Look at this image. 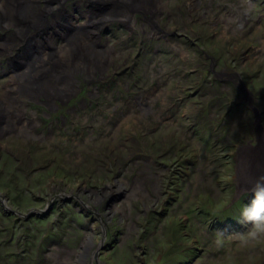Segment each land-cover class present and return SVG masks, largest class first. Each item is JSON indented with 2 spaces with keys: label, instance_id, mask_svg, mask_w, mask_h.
<instances>
[{
  "label": "rangeland",
  "instance_id": "rangeland-1",
  "mask_svg": "<svg viewBox=\"0 0 264 264\" xmlns=\"http://www.w3.org/2000/svg\"><path fill=\"white\" fill-rule=\"evenodd\" d=\"M27 1L39 12L53 7L43 12L40 26L16 39L20 50L34 34L51 38L49 48L42 43L43 50L35 55L40 61L48 50L63 46L64 21L73 26L66 31L71 35L91 28L84 17L90 10L105 13L111 6L128 18L101 29L93 25L92 34L87 31L90 46L102 53L101 63L68 74L71 82L66 94L57 95L63 101L80 88L78 97L58 111H64L63 126L75 137L61 140L53 131L51 138L45 135V140H36L39 153L31 165L23 149H16L18 141L7 139L13 145L10 153L18 152L14 160L5 147L0 148V192L13 212L5 215L0 208V264H62L63 256H70V251L62 252L64 248L52 241L65 231V225L74 230L63 215L68 208L79 218L76 210L55 202L46 214L27 216L30 209L44 207L58 180L69 191L81 183L84 190L96 189L81 196L90 200L88 206L97 215L120 213L115 230H122L121 244L107 255L112 264H140L137 257L143 251H151L140 258L143 264H264V186L244 185L241 170V163L255 156L258 165L264 166V138L254 128L256 111L264 136V0H152L150 11L125 0H100L102 5L93 9L87 0H25L23 4ZM22 20L7 30L0 27V36H17L16 27L27 23ZM21 60H0V74L8 72V81L16 86H22L15 80L20 72L16 69L26 65ZM50 62L42 66L37 83L55 80V87H64L58 79L67 74L64 62ZM134 76L144 81L135 84ZM7 78L0 77V84ZM239 84L250 97L243 96ZM16 86L7 87L20 99H28ZM5 97L0 91V128L10 122L16 129L27 130L26 122H18L24 115L22 102H18V113L22 111L18 115L9 112ZM76 101L82 109L74 106ZM49 111L39 108V113H47L45 119L61 117ZM3 133L0 137L6 140ZM50 143L57 145L50 153L58 160L49 166L41 156L51 149ZM64 166L70 168L67 175L60 169ZM83 175L91 177L78 178ZM113 175H119L120 186L108 194ZM120 193L124 194L117 200ZM144 209L148 213L140 215ZM86 213L88 221L92 214ZM111 218L115 221L116 214ZM56 221L63 223L55 226ZM96 226L88 224L85 234L97 243Z\"/></svg>",
  "mask_w": 264,
  "mask_h": 264
},
{
  "label": "flooded vegetation",
  "instance_id": "flooded-vegetation-1",
  "mask_svg": "<svg viewBox=\"0 0 264 264\" xmlns=\"http://www.w3.org/2000/svg\"><path fill=\"white\" fill-rule=\"evenodd\" d=\"M103 46H105V45H103ZM5 70H6V68H5ZM227 76L230 77V75H227ZM0 77L1 78H7L8 77L6 81H4L3 83L0 84V86H1L0 91H2L5 96H9L10 98H12L13 102H16V103H18L19 101L22 102L24 115L20 116L18 122H21V123L26 122V127L28 130V133L26 135H23V134L22 135H16L15 133H8L7 131L3 133L2 131H0V133H3V135L4 134L7 135L6 140H4L2 138V136L0 137V142H2V143H0V148L5 147L6 148L5 150L8 151L7 152L8 155L11 154L10 148L13 149V145L11 144V142L9 143L8 142L9 140H7V139H12V140H14V142L18 141L16 143V146H17L16 149H20V148L23 149L22 151H24L27 159H29V160H27L28 165H31V160L33 162L34 161L33 158H34L35 154L39 153V152L35 151V144L34 143L36 140H39V141L45 140V138H46L45 135L47 137H49L52 135L53 131L57 132L56 133L57 138H59L61 140L73 139L75 137L74 135H72V133H70L71 131L67 130L69 127L63 126L64 121H65V117L62 116L61 114H63L64 111L63 110H61L60 112H58V111H59V109H61V108L63 109V108H65V106L70 105L69 103H72V101L78 97V95H79L78 91H80V88H78V86H77V88H78L77 91L75 93L71 94L66 100H63V101H59L57 98H51L50 101L48 102L43 96H39V97L34 96V97H29L28 99H26V97H25L24 99H20L19 98L20 96L17 95L13 90H11L9 88L5 89V87H7V86H14V87L16 86L14 81H12V82L8 81L9 80V73L6 72L4 74H0ZM41 79H43V77H41ZM132 79H134L133 81L135 82V84H138L141 81H144V79H142L141 76H134V77H132ZM87 85H90V83H88ZM144 85H143V87H144ZM92 94H95V92L92 91V93H90V95L92 96ZM76 102H77L76 103L77 105L75 104L74 106L82 109L79 105L80 102L79 103H78V101H76ZM40 107H45L48 111L50 109L49 112H51V113H53V111H56L58 113V115H61V117L60 116H57V118L52 117L51 121L48 119H45L44 115H47V113H44V112L39 113ZM0 109L1 110L3 109L1 101H0ZM45 129H46V132L44 131ZM65 131H69V132L65 133ZM75 133L77 134V130L75 131ZM20 138H22L21 139L22 141L19 142ZM49 138H51V137H49ZM20 144H24V145L27 144L28 148L20 147ZM56 146H54L53 143H50L49 148H51V149H45L44 150V148H43V150L45 152L42 154L41 157L43 158V160H46L49 163V166L51 164H53V162L58 160V158H54V156H51V153H50V152H52L53 148H55ZM38 148H39V150H41L40 147H38ZM61 153L67 154L69 152L61 150ZM1 156L2 155H0V158H1ZM11 156L12 157L10 159H13V160L16 159L18 156L17 150H16V153L11 154ZM51 157H53V158H51ZM7 160H9V159H7ZM5 165H6V163H5ZM23 165H24V163L21 165V167H19L18 170L21 171ZM86 167H87V165H86ZM32 169L36 170L35 168H32ZM32 169H31V171H32ZM42 169H48V166L43 167ZM60 169L66 170V175L69 174L70 168H68L67 166H64L63 168L60 167ZM122 170H123V167H122ZM76 173H78L77 170H75L74 174H76ZM79 177L86 179V177H91V176L83 175V176H78V178ZM118 177H119V175H117V176L115 175L114 178H112V180L114 181L113 185H109V186L107 185L106 189L110 188V193H108V194H112V189L117 188L116 186L119 183L118 184L116 183V179ZM1 179H2V171H1V164H0V180ZM105 179H107V178H105ZM133 179H134V177H132L131 181ZM107 181L110 182L109 180H107ZM67 184H69V183H67ZM36 186H39V184L37 182H36ZM63 186H64V183H62L59 180L56 181L55 187L50 188V190L52 192L47 195V199L45 200L46 203H45L44 207L41 209H35V208L30 209L31 211L34 212V214H38L41 216V214L44 215L47 213L48 210H51V207L54 205L55 202H60V203L63 202L64 205H70L71 209H74V210H76V212H78L77 216H79L80 220L78 217H76V215L74 213L70 214V211L68 208L66 209L67 211H65V214L63 216H65V215L67 216L66 221L73 226L74 230L71 231V230L67 229L69 225H67V226L65 225V227H64L65 231H63V232L59 231L60 232V235H58L59 238L57 239V237H56L57 240L52 241V244L58 243V245H60L64 248V250L62 252L68 250V251H70L69 253H71L70 256H68V257L63 256L62 264H112L110 258H108L107 255H108V253L111 252V250H113L114 248L118 247V245L121 244V240H119V239L122 238V237H120V235H122V233H121L122 230H115V226H117V223L120 221V218H121L120 213L114 212V213H110L109 217H105V216L102 217V215L100 214L101 215L100 216L99 213L97 215L95 210H91L88 206L89 203H91L90 200L89 199L85 200L81 196L82 194H86V192L91 193V192H94L96 190V189L94 190L91 186L88 188L84 185L86 187V190H84L82 188L83 183H81L80 185L77 184L73 191L63 189ZM119 186H120V184H119ZM46 187L48 188V183H47ZM2 188H3V182L1 180L0 181V191ZM121 189H122V187H121ZM123 192H124V190H123ZM55 193H58V194H55ZM125 193H126V191H125ZM153 193H154V191H153ZM122 194H124V193L117 194V196H115V198H117V200H118L119 199L118 197H122ZM126 194H128V193H126ZM92 195H93V193H92ZM4 197H5L4 193L0 192V208L3 209L2 212L5 215H10V214L12 215L13 212L10 210V207L4 203ZM110 198H111V200L114 199L112 196ZM45 208H46V210H45ZM92 208H93V206H92ZM85 211L92 214V217L89 218L88 221L84 220V218L86 217V214H87ZM139 213L141 215V214L148 213V211H146L144 209V210H141ZM34 214H32V215H34ZM115 214H116L117 218L114 221V219H112L111 217ZM58 221H56L54 223L55 226L61 225L63 223V222H58ZM91 223H94L97 225L96 227H94L95 233H96V231H98V234H100L99 235L100 239L98 240L97 243L92 241V236L90 234H88V235L85 234V232L89 229V228H87L88 224H91ZM67 230H69V231L67 232ZM81 230L83 231L84 234L81 233L82 232ZM69 233H72V234H70V236H69ZM143 233H144V230H143ZM67 235H68V237H67ZM64 237L67 239L66 241H64ZM139 239H140V236H139ZM72 244L75 248L72 247ZM133 248H134V250L135 249L136 250H142V248L140 246H138V247L133 246ZM149 252H151V251H143L142 253H140V257H137L138 261H140V264L144 263L143 262L144 260H142L140 258H143L144 255L145 256L149 255ZM78 255H79V259H77V257H76ZM102 257H103V260H100V258H102Z\"/></svg>",
  "mask_w": 264,
  "mask_h": 264
},
{
  "label": "bare ground",
  "instance_id": "bare-ground-1",
  "mask_svg": "<svg viewBox=\"0 0 264 264\" xmlns=\"http://www.w3.org/2000/svg\"><path fill=\"white\" fill-rule=\"evenodd\" d=\"M23 1L25 0H18V2H15L14 4V0H0V10L2 12V14L0 15V27L1 28H5L7 30L10 27H15V23L17 21L20 22L21 19H23L22 20L23 22L28 23V24L25 23L24 26L21 25L20 27L19 26L16 27L18 28L16 32L17 36H13L10 39H6L5 37L0 36V60L6 58L8 62L9 61L11 62V60L22 61L21 59L26 61V65L22 64V66H19V68L16 69V71H20V72L17 75H15V80L22 83L21 84L22 86L17 85L18 86L17 92H19L20 89L21 90L23 89L22 91L26 92L27 97L43 96L46 100H48L49 98H52V97L57 98V95H58L61 98V96L66 94V91L68 90L66 86L70 85V82H71L70 75L74 74L77 69H80L81 71L83 69L82 67H86L87 65L97 66L101 63L98 60V58L99 56H102V53L99 54V51L97 50L95 51L93 47L90 46L91 41H89L88 43V40L90 39L89 35L93 33V32L92 33L90 32L92 31L91 29L92 28L95 29L94 26H96V28L98 29H101L113 21H116V20L126 21L128 18L127 14H122L120 13L121 11L114 10L111 6H109L110 8H108V11L106 10L107 12L105 13H99L95 9L94 11L90 10V12H86L84 14V17L87 19L86 23L92 25L91 28L85 27V29L83 28L79 29L78 31L74 32V34H71V35H67L66 31L68 33L70 29L73 28V26L70 24L69 20L64 21L62 28H61L62 33L65 35L63 46L58 49L53 48L51 50H48L50 53H45L42 58L39 57V59H41L40 61V60L35 59V55L37 56L40 55L38 53V50H43V48L44 49L49 48L48 46H50L49 42H51V38H43V37L40 38L41 35L38 36L36 34L35 36L34 34L32 35L31 39L27 41L28 42L27 46H24L25 47L24 51H22L24 47L18 50L20 43L16 41V39L20 41L19 38L21 37L23 38V33L25 31L27 30L31 31V28H37L38 26H40V24L42 23V20L45 18L43 14L51 12L53 10V7L52 8L46 7L44 11L42 10L41 12H39L38 9L36 10V7H34L31 3L28 4L29 1H27L25 5L23 4ZM87 1L91 4L92 6L91 9L102 5L101 3H99L100 0H87ZM96 1H97V4H95ZM125 1L131 2L132 4H136V8L140 7L141 9H145L146 11H150L153 8L150 5L152 4V0H125ZM107 2L117 3L120 1L119 0L118 1L117 0H107ZM92 16H95V17L91 18ZM30 17H33V18L29 19ZM96 17L97 19H95ZM102 18H105V19H102ZM87 31L90 34H88ZM42 43H44L43 48H42ZM33 44H35V46ZM14 50L16 51L18 50V53L16 55H14ZM78 50H80L79 54L77 52ZM71 57L74 58V61L72 62H71ZM46 61H48L49 63H51L50 61L64 62V66L66 67L67 74L64 77H59L58 79L61 80V82H64L63 84L65 88L62 87L60 83H59L60 86L55 87L58 85L56 84L55 80H50L46 82L44 80V83H41L38 80L40 83L39 82L37 83L36 77H38L43 72L44 68H42V66L45 65L44 63ZM89 61L90 63L88 64ZM84 70L86 71V69ZM68 74L70 75L68 76ZM23 84L24 85L27 84L25 86L26 88H23L24 86ZM62 88L64 90H62ZM4 100H5V103L7 104V109L9 108L10 110H12L9 112H16L18 115L22 113V111L21 112L19 111L20 113H18V110H17V108L19 109V103L13 102L12 101L13 99L9 98L8 96H6ZM6 130H8L10 133L16 132V133L23 134V135L27 134L26 128L16 129L15 126H13V124L10 122H6V125L3 128H0V131L2 132ZM253 155L255 156V153H253ZM250 164L251 166L249 167ZM258 164H259V160L257 156H255L253 160H251L250 162L245 160L241 163L242 177L245 180L243 183L244 185L245 184L250 185V186L253 185L254 187L258 186L260 188L264 186V166L258 165Z\"/></svg>",
  "mask_w": 264,
  "mask_h": 264
},
{
  "label": "water",
  "instance_id": "water-1",
  "mask_svg": "<svg viewBox=\"0 0 264 264\" xmlns=\"http://www.w3.org/2000/svg\"><path fill=\"white\" fill-rule=\"evenodd\" d=\"M236 77H237L238 80L240 79V76L239 75H237ZM240 86H241L240 87V91L243 94V96L250 97V93L247 90H245L244 85L241 84ZM254 117H256L255 118V121H254V128H256V134L258 135V137L264 138L262 127L259 124L260 119L257 117V112L256 111H254ZM32 214H34V212L33 211H29V213L27 214V216H30Z\"/></svg>",
  "mask_w": 264,
  "mask_h": 264
}]
</instances>
